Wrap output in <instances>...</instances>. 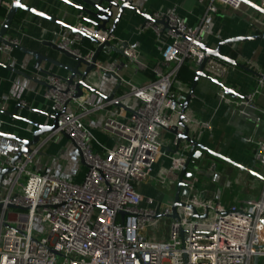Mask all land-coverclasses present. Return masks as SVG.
Instances as JSON below:
<instances>
[{"label":"built area","instance_id":"2783aa9c","mask_svg":"<svg viewBox=\"0 0 264 264\" xmlns=\"http://www.w3.org/2000/svg\"><path fill=\"white\" fill-rule=\"evenodd\" d=\"M197 2L204 11L194 27L180 20L175 6L166 12H152V19L142 24V30L150 29L156 37L167 38L162 57L171 65L153 81L137 86L122 80L127 90L105 101L91 93L76 96L77 78L69 82L53 75L49 79L41 97L49 103L51 113H58L57 126L15 162L11 179L2 185L0 264H252L253 257H264V181L258 197L246 199L222 191L205 194L196 174H192L183 179L181 190L186 194L179 193L181 204L175 209V218L171 217L172 200L157 202L137 189L145 182L163 187L173 176L177 178L186 160V145L171 156L163 176L152 175L161 154V134L172 128L181 113L175 75L183 63L192 68L208 57L198 43L219 7L238 10L243 4L241 0ZM259 5L264 8V0ZM157 20H164L175 31ZM73 26L77 33H58L59 48L82 55L73 47L82 41V35L112 43L108 30L83 22L81 14ZM5 39L9 45L0 46L3 53L16 45L8 36ZM93 50L83 55L86 61H90ZM123 52L131 61L137 60L135 49L125 48ZM246 65L254 67L258 87H263L264 73L249 61ZM95 67L97 73L116 74L115 63L96 61ZM227 70V64L211 57L204 65V72L218 80ZM258 92L240 98L220 93V101L243 111L253 106ZM20 95V88L15 86L11 96L25 106ZM118 103L122 105L117 109H107ZM98 110L107 112L101 131L118 140L110 149L99 144L102 154L93 151L91 144L96 141L84 123L86 116ZM182 122H190L185 113ZM58 134L67 135L80 152L86 170L78 183L39 174L30 167L34 156ZM253 157L264 175V140L256 143ZM10 159L5 156L4 163L9 165ZM36 221L41 231L35 228ZM155 225L160 234L155 235Z\"/></svg>","mask_w":264,"mask_h":264},{"label":"crops","instance_id":"0c3cea01","mask_svg":"<svg viewBox=\"0 0 264 264\" xmlns=\"http://www.w3.org/2000/svg\"><path fill=\"white\" fill-rule=\"evenodd\" d=\"M23 1L43 12L58 16L71 23L75 22L80 14L75 9L57 0ZM135 3L145 14H151L154 11L166 12L172 6H175L178 17L188 27L197 25L204 11L203 5L199 4L197 0H135ZM242 6L238 10L220 6L218 12L212 18L202 42L214 46L218 40L224 38L257 34L258 29L264 30V16L246 4H242ZM24 12L25 14L20 21L12 22L7 34L9 38L16 41V45L9 52L3 53L0 51V61L7 66L25 72L36 80L24 78L0 65V109L9 111L18 102L17 98L11 96V92L17 86L20 88V98L26 102V107L51 113L49 103L41 97V92L53 75L67 78L68 73L63 68L48 62H42L40 65L46 73L33 69V58L20 48L38 50L45 52L54 59H63L64 61L66 59L67 62H72L52 50V48L45 46L46 43L56 44L57 36L65 30L60 29L44 18ZM2 20L3 18L0 19V23ZM144 21L145 16L142 14L126 10L112 34L111 44L121 46L124 42L126 48H133L137 51V60L131 61L126 56L114 52L101 53L98 59L99 63H115L117 66L116 75L121 82L114 92V97L120 96L127 90L128 87L122 83L124 80L137 86L145 85L153 81L159 73L165 72L171 65L169 62H165L162 57V51L167 42L166 36L156 37L152 30H142L141 27ZM73 47L80 54L85 55L95 46L88 39H84L74 44ZM221 51L229 56L230 53H234L235 58L233 59L247 69L221 61L228 65V70L219 81L232 92H227L226 95L240 98L259 90L254 96L253 106L242 111L240 108L220 101V93H224L222 88L211 80L200 77L185 110V115L190 119L188 125L192 128L194 138L210 150L243 166L253 167L262 174L263 170L255 163L253 153L256 143L264 140V86L258 87L257 73L254 67L250 68L246 65V61L253 63L255 67L264 73V40L239 41L232 45H224ZM189 68L193 71L195 69L191 66ZM97 74L99 77L97 81L92 82L93 86H96L103 94L109 95L119 79L111 76L106 77L103 75L104 73ZM190 86L186 87L184 84L177 83L181 102ZM82 91L83 95L89 94L84 89ZM4 96H6V99L3 98ZM125 100V103H127L128 99ZM118 106H108L107 109L114 110ZM106 113L105 110H98L84 118L85 125L96 141L92 142V149L94 152L101 154L103 151L99 144L110 149L118 143L117 138L102 132L100 129L101 120ZM25 116L38 120L43 124L51 123V120L46 116L34 112H29ZM176 120L175 118L174 122ZM204 125H207V127ZM28 127V124L0 113V131L30 137L31 133ZM161 139V154L153 166L152 175L154 177L164 175L171 165V156L174 154L173 134L169 130H164ZM185 145L186 143H183L181 146ZM17 149L18 144L15 141L0 136V169L6 166L4 163L5 156L12 157ZM195 154L199 153L195 152ZM197 163V168L189 166L186 169L184 179L196 174L200 190L203 193L211 195L222 191L225 195L240 196L246 199L258 197L262 180L257 179L250 173L240 171L231 164L206 152H203L202 158ZM30 167L39 174H51L74 183L82 180L86 170L80 152L63 134L55 135L48 141L34 156ZM10 179L11 175L9 174L5 177L3 186ZM172 179H175V181L171 182ZM169 180L172 186L170 189L168 187L169 193L166 199L169 198L168 201H171L175 190L176 177L173 176ZM254 181L259 185L256 187L250 186V183ZM137 189L145 197L149 196L155 199V197L161 196L147 182L138 185ZM0 193H3L2 190Z\"/></svg>","mask_w":264,"mask_h":264},{"label":"water","instance_id":"95a60500","mask_svg":"<svg viewBox=\"0 0 264 264\" xmlns=\"http://www.w3.org/2000/svg\"><path fill=\"white\" fill-rule=\"evenodd\" d=\"M73 9L78 11L81 14V20L85 23H88L94 26L98 30H108L109 34H113L118 22L122 19V16L126 10L136 12L145 16V21L151 20V14H145L140 7L135 3V0H57ZM243 4H246L252 7L256 12L262 14L264 16V8L261 7L259 4H256L250 0H241ZM19 4H23L24 7L18 6ZM18 10H23L29 12L35 16L44 18L49 22L55 24L62 30H69L71 33H77V29L74 28L73 23L68 22L58 16L52 15L47 12H43L27 3L23 0H11L9 7L7 8L6 14L3 20L0 23V46L1 45H9L8 41L5 39V36L8 34V30L10 29L14 16ZM144 21V22H145ZM160 23L164 28L170 29L175 31L173 28H169L167 23L164 20H157L155 21ZM264 28V24H263ZM257 34H250L246 36H234L228 37L221 40H218L214 46H210L205 42H199L198 46L201 48L208 57L217 59L219 61H223L228 63L232 66L241 67L247 70L243 65L238 63L235 59L231 58L229 55L222 53L221 49L224 45H232L239 41H249V40H264V30L258 29ZM88 39L93 45H95L93 54L90 58V61H86L83 55H75L67 50L59 48L56 44L46 43L45 46L52 48L58 52L61 56L71 60L72 62H67L63 59H54L45 52H40L38 50H31L20 48L27 54H29L33 60L34 64L32 66L33 69H37L40 72L46 73L45 70L40 66L42 62H48L54 64L60 68H63L68 73L67 80L71 82L73 79L77 78L78 81L76 83V96H81L83 91L82 89L86 90L87 92L99 96L105 101L111 100L114 97V92L118 87L119 82L115 85L113 91L109 95L103 94L100 90L97 89L96 86H93L92 82L97 81L99 75L96 72L95 62L98 61L101 53H110L114 52L119 55H124V49L126 48V44L123 42L121 46H116L111 44L108 40L99 43L95 38L89 37L86 35H82V40ZM208 57H204L202 61L199 63L198 66L194 69V77L192 80V84L189 88V91L185 95L183 101L181 102V113L179 114L176 123L172 126L169 130L173 136L175 137V145H174V152L178 151L182 146L183 143H186L187 155L186 160L179 170V173L176 178V185L175 190L173 193V199L171 202V210L172 214L171 217H176V207L181 204L179 200V193L182 192L186 194V190H181V187L184 185L183 179L185 177L186 169L189 166L193 168H197L198 161L202 158L203 152L210 154L214 157H217L232 166L238 168L240 171H245L253 175L259 180L264 181V175L258 172L253 167L243 166L217 152H214L198 142L193 134L192 128L190 125L182 122L183 115L185 113L188 101L192 95L193 89L197 84V81L200 77H205L218 86L222 88L224 94L232 93L230 89H228L222 82L218 79L208 75L204 72V65L208 60ZM0 65L14 72L15 74H19L24 78H29L31 80H36L33 77L27 75L25 72L19 71L11 66H7L5 63L0 61ZM83 67V68H82ZM106 77H114L118 78V76L113 72H105L103 74ZM117 105H122L118 103ZM37 113L43 116H46L51 120L50 124H43L35 119H30L25 116L27 113ZM0 113L6 115L12 119L24 122L28 124V129L30 130V137H23L16 134L6 133L4 131H0V136L5 139H9L15 141L18 144V149L15 154L11 157L9 161V165H6L4 168L0 169V190L3 185V181L6 176L11 174L15 170V162L21 158L23 154L29 153L39 141L40 139L47 133L53 131L57 126V117L58 113H50L44 111H37L34 109H30L26 106H22L19 102H17L13 108L9 111L1 110ZM33 128V130H31ZM67 137V135L63 134ZM198 152L199 154H195ZM1 206V204H0ZM262 224L264 225V219L261 220ZM252 264H258V258L253 257Z\"/></svg>","mask_w":264,"mask_h":264},{"label":"trees","instance_id":"16d2710c","mask_svg":"<svg viewBox=\"0 0 264 264\" xmlns=\"http://www.w3.org/2000/svg\"><path fill=\"white\" fill-rule=\"evenodd\" d=\"M10 0H0V19L4 18L6 11H7V4H9ZM25 12L22 10H19L16 12L13 21H20L21 18L24 16ZM231 58H235L234 53H230ZM194 77V72L192 69L189 68L188 64L183 63L179 69L177 70V73L175 75V81L181 84L186 85V87H189L192 83Z\"/></svg>","mask_w":264,"mask_h":264},{"label":"rangeland","instance_id":"374dc122","mask_svg":"<svg viewBox=\"0 0 264 264\" xmlns=\"http://www.w3.org/2000/svg\"><path fill=\"white\" fill-rule=\"evenodd\" d=\"M252 1L255 2L256 4H259V1H260V0H252ZM242 7H243V6H242ZM173 181H175V179H172L171 182H173ZM168 184H169V185H168ZM250 184H251L250 186H252V187H256V186L259 185V184L256 183L255 181H254V182H251ZM150 185L153 186V188L156 189V191H158V193L161 195V196L155 197V200H156L157 202L165 203V202L168 201L169 198L166 199V197H168V193H169L168 191H169L170 187L172 186V183H170V180H169V182H168L165 186H163V187H161L160 185H154V184H153V185L150 184ZM175 185H176V183H175ZM168 187H169V189H168ZM163 195H166V196H163ZM35 228H36L37 230L41 231L42 227H41V224H40L39 221H36V223H35ZM154 228H155V235H156V234H160L161 230L158 229L157 225H155ZM42 234H44V233L42 232ZM258 264H264V257H263V258H260V259L258 260Z\"/></svg>","mask_w":264,"mask_h":264},{"label":"snow or ice","instance_id":"6c2138e0","mask_svg":"<svg viewBox=\"0 0 264 264\" xmlns=\"http://www.w3.org/2000/svg\"><path fill=\"white\" fill-rule=\"evenodd\" d=\"M18 6H20V7H24V5H23V4H19Z\"/></svg>","mask_w":264,"mask_h":264}]
</instances>
